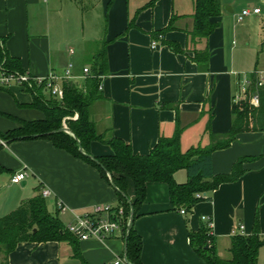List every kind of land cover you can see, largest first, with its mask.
<instances>
[{"label":"crops","instance_id":"obj_1","mask_svg":"<svg viewBox=\"0 0 264 264\" xmlns=\"http://www.w3.org/2000/svg\"><path fill=\"white\" fill-rule=\"evenodd\" d=\"M149 2L0 0V39L6 54L18 61L20 72L36 78L49 74L62 77L71 65V82L79 87L92 74L95 56L103 50L106 68L99 77L102 100L91 107V118L99 133L122 139L135 154H147L159 137H172L176 127L180 129L182 152L205 147L209 144L205 132L208 122L215 134L229 132L235 82L241 75L233 70L225 40V7L237 14L249 10L246 17H257L260 11L253 14L252 10L257 3L264 5V0H221V14L212 19L217 27L195 45L187 36L192 30L193 0H157L152 6ZM171 21V31L154 36ZM263 37L261 24L257 63L251 73L264 69V53H258ZM152 41H157L156 49L150 48ZM168 43L177 45L180 52L175 53ZM194 49L208 50L207 72H199L192 60ZM84 68H88L86 75ZM55 99L60 104L61 100ZM31 102V94L24 89L0 88V132L16 129L20 121L42 119V112L28 107ZM89 153L105 157L112 152L109 146L92 142ZM241 158L250 160L243 164L240 178L221 184L209 194L210 200L198 202L184 215L180 213L183 208L170 204L166 184L146 185L132 223L141 240V264H206L193 252L189 234L201 230L207 221L211 222L212 244L221 260H229L238 227H243L242 235H251L256 218L264 240V133H240L228 148L213 152V173H230ZM19 171L27 173L26 179L12 184L11 177ZM174 180L186 182V171H176ZM43 189L50 190L43 198L47 212L64 228L73 214H83L99 204L121 205L115 189L97 169L50 141L0 140V218L40 197ZM125 189L132 202L135 190L129 178ZM58 203L62 211L57 210ZM125 258L129 262L125 239L118 234L103 243H19L8 264H126ZM263 262L264 244L258 250L257 264Z\"/></svg>","mask_w":264,"mask_h":264},{"label":"trees","instance_id":"obj_2","mask_svg":"<svg viewBox=\"0 0 264 264\" xmlns=\"http://www.w3.org/2000/svg\"><path fill=\"white\" fill-rule=\"evenodd\" d=\"M157 0H150L152 6ZM192 30L187 34L189 42L195 45L206 40L217 27L213 18L220 16L221 0H193ZM172 21L164 30L154 36L171 31ZM4 40L0 39V62L15 71L20 72L18 61L10 58L3 47ZM168 46L179 53L177 45ZM259 54L264 53V37L259 47ZM192 60L199 72H207L209 52L193 50ZM92 74L81 87L71 81L61 83L63 97L58 104L55 97L48 96L42 85L26 89L32 96L28 107L39 110L43 118L35 121H20L19 127L5 133L0 132V140L10 142L21 139H46L56 148L64 150L99 171L102 178L109 181L115 189L118 201L127 210L126 178L132 180L135 198L131 202L133 220L136 208L143 202L148 183H164L168 187L169 201L173 207L183 208L190 213L200 201L210 200L209 194L221 184L231 183L244 173L243 164L250 159L241 158L228 174L215 175L212 168V154L223 150L244 132L264 133V92H261L260 104L255 106L247 96L246 100L232 104L233 121L227 134L218 135L212 132L210 123L206 127L209 144L197 146L186 152L180 149V129L176 127L172 137H159L157 143L145 155L135 154L131 145L120 138L105 133H99L91 118V107L102 100L100 89L101 75H104L106 59L104 51H99L94 59ZM77 115L76 119H71ZM210 116V120H211ZM63 123L68 132L63 129ZM99 142L109 146L111 155L94 157L97 163L89 158V145ZM185 170L187 181L177 183L174 173ZM205 194V198L197 197ZM133 223V222H132ZM77 241L70 235L59 219L51 216L44 204L42 196L35 197L22 203L17 210L0 218V264H8L9 255L19 243ZM213 238L208 234L207 223L201 230L189 234V242L193 252L206 264H257L258 250L264 244L259 235V223L254 221L251 235L236 234L232 237L229 248V260H221L212 244ZM127 259L131 264H141V240L131 227L126 235Z\"/></svg>","mask_w":264,"mask_h":264},{"label":"built area","instance_id":"obj_3","mask_svg":"<svg viewBox=\"0 0 264 264\" xmlns=\"http://www.w3.org/2000/svg\"><path fill=\"white\" fill-rule=\"evenodd\" d=\"M251 11L243 10L240 14L239 20L243 17L250 15ZM253 14H258V9L252 10ZM151 49L157 48V41L150 43ZM71 65L65 70L62 77L56 74H49L44 78H36L26 72H19L10 70L3 62H0V88L9 89L11 87H19L21 89H29L32 86L42 85L50 96L56 97L59 100L63 97L62 88L58 85L59 81L67 80L72 81L70 74ZM88 73V68L83 69V74ZM238 78L235 82V95L233 96V103H240L246 100L247 96L250 98V102L257 106L260 104L261 92H264V69L255 71L254 73H244L237 75ZM77 115H74L71 119H76ZM63 126L65 124L63 123ZM27 177L25 171H19L11 177L12 184H19ZM50 195L49 189H43L41 191L42 198H46ZM197 197L205 198V194H197ZM57 210L62 211L61 204H57ZM181 214H185V210H180ZM129 219V210L122 205H109L99 204L94 206L90 211L83 214H73V219L66 226L65 230L72 235L77 241L93 240L100 243L105 242L109 238H112L120 234L124 239L128 234L127 228ZM208 234L211 235V222L207 221ZM243 227H238L235 231L236 234H242ZM111 264V263H106Z\"/></svg>","mask_w":264,"mask_h":264},{"label":"rangeland","instance_id":"obj_4","mask_svg":"<svg viewBox=\"0 0 264 264\" xmlns=\"http://www.w3.org/2000/svg\"><path fill=\"white\" fill-rule=\"evenodd\" d=\"M256 7L260 11L257 17L250 16L239 20L240 14L237 11L225 14V23L228 25L225 40L230 48L229 57L235 73H251L257 63L261 24L264 27V5L257 3ZM253 8L254 6L248 7L250 10Z\"/></svg>","mask_w":264,"mask_h":264},{"label":"water","instance_id":"obj_5","mask_svg":"<svg viewBox=\"0 0 264 264\" xmlns=\"http://www.w3.org/2000/svg\"><path fill=\"white\" fill-rule=\"evenodd\" d=\"M225 11L231 12V9H229L228 7H225ZM62 130H64L65 132H68L67 129H66V127H63ZM89 158L92 159L95 163H97V161L95 160L94 157L89 156ZM127 203L129 205V219H128L127 228L129 229L131 227L132 222H133V209H132V206H131V202L129 200H127ZM125 249H126V237H125ZM124 261H125L126 264H131V263H129L126 260V258L124 259Z\"/></svg>","mask_w":264,"mask_h":264}]
</instances>
